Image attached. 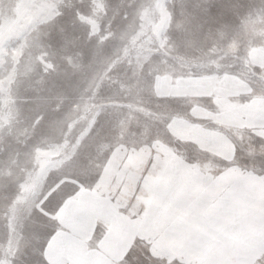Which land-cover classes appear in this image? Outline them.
Masks as SVG:
<instances>
[{
    "label": "rangeland",
    "instance_id": "374dc122",
    "mask_svg": "<svg viewBox=\"0 0 264 264\" xmlns=\"http://www.w3.org/2000/svg\"><path fill=\"white\" fill-rule=\"evenodd\" d=\"M0 264H264V0H0Z\"/></svg>",
    "mask_w": 264,
    "mask_h": 264
}]
</instances>
